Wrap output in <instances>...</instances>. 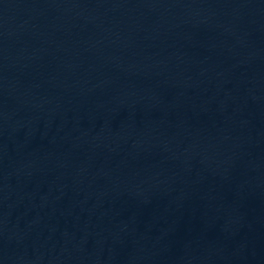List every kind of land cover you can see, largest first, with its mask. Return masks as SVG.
I'll use <instances>...</instances> for the list:
<instances>
[{
  "label": "water",
  "instance_id": "95a60500",
  "mask_svg": "<svg viewBox=\"0 0 264 264\" xmlns=\"http://www.w3.org/2000/svg\"><path fill=\"white\" fill-rule=\"evenodd\" d=\"M0 264H264V0H0Z\"/></svg>",
  "mask_w": 264,
  "mask_h": 264
}]
</instances>
